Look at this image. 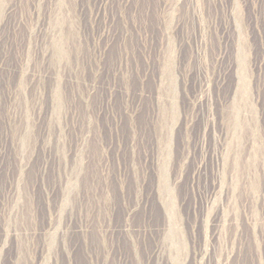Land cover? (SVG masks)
Masks as SVG:
<instances>
[{"label":"rangeland","instance_id":"rangeland-1","mask_svg":"<svg viewBox=\"0 0 264 264\" xmlns=\"http://www.w3.org/2000/svg\"><path fill=\"white\" fill-rule=\"evenodd\" d=\"M0 264H264V0H0Z\"/></svg>","mask_w":264,"mask_h":264}]
</instances>
